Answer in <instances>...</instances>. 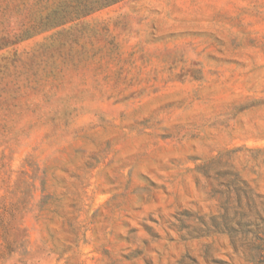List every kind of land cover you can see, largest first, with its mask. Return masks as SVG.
I'll use <instances>...</instances> for the list:
<instances>
[{
  "label": "rangeland",
  "instance_id": "1",
  "mask_svg": "<svg viewBox=\"0 0 264 264\" xmlns=\"http://www.w3.org/2000/svg\"><path fill=\"white\" fill-rule=\"evenodd\" d=\"M0 264H264V0H0Z\"/></svg>",
  "mask_w": 264,
  "mask_h": 264
},
{
  "label": "trees",
  "instance_id": "2",
  "mask_svg": "<svg viewBox=\"0 0 264 264\" xmlns=\"http://www.w3.org/2000/svg\"><path fill=\"white\" fill-rule=\"evenodd\" d=\"M75 10H76L75 13L73 12V14H75V15H74L73 17H71L70 19L78 18V17H80L81 15H84V14H86L87 12H89V9H88V11H87L86 7H83V8L78 7V9L76 8ZM53 13L56 15V14H57V10H55ZM64 19H66V17H65ZM46 20H48L49 22H51V21L54 20V19H52V16H48V17L46 18ZM61 22H65V20H64V21H59V22H53L50 26L58 25V24H60Z\"/></svg>",
  "mask_w": 264,
  "mask_h": 264
}]
</instances>
